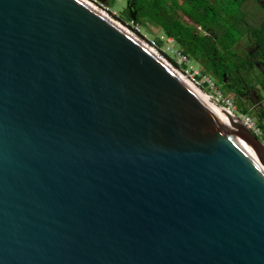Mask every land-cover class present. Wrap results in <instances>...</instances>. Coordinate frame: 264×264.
Returning <instances> with one entry per match:
<instances>
[{
	"label": "water",
	"instance_id": "1",
	"mask_svg": "<svg viewBox=\"0 0 264 264\" xmlns=\"http://www.w3.org/2000/svg\"><path fill=\"white\" fill-rule=\"evenodd\" d=\"M227 113L82 0H0V264H264Z\"/></svg>",
	"mask_w": 264,
	"mask_h": 264
},
{
	"label": "trees",
	"instance_id": "2",
	"mask_svg": "<svg viewBox=\"0 0 264 264\" xmlns=\"http://www.w3.org/2000/svg\"><path fill=\"white\" fill-rule=\"evenodd\" d=\"M232 1L235 5L234 11L239 12L244 0ZM232 12L233 10H229V12L223 10L222 12L215 7L214 2L202 0L201 3L192 4L191 9L187 6L183 9L182 13L197 23V26L191 27L182 24L180 18L175 17L169 9L159 6V0H135L134 3L128 0L120 20L124 23L132 21L135 24H143L144 21H149L156 24L165 37L177 43L184 56L188 58L192 56L196 62L202 63L205 74H208L211 79L217 80V84L225 93L236 94L235 96L240 100L245 91L236 89V82L239 83L241 79L236 74L238 68L231 58H235L234 47L241 40V36L238 28L229 24L233 17ZM220 21H223L221 26ZM227 21L229 22L227 23ZM247 30L250 31V37L255 39L256 55L262 58L264 56V26ZM158 45L160 46V43ZM172 62L176 65L174 61ZM243 64L246 69L249 67V70L253 67V61L249 57H246ZM200 75L203 76L202 73ZM262 88L264 89V86ZM257 97L260 101L264 98L260 94ZM238 109L240 113L246 115L252 112L246 104L241 105ZM252 116L264 134V100L255 112H252Z\"/></svg>",
	"mask_w": 264,
	"mask_h": 264
},
{
	"label": "rangeland",
	"instance_id": "3",
	"mask_svg": "<svg viewBox=\"0 0 264 264\" xmlns=\"http://www.w3.org/2000/svg\"><path fill=\"white\" fill-rule=\"evenodd\" d=\"M248 1L249 3L246 1L244 2L247 4V6L242 4L240 7V9L244 11L245 14L234 11L235 5H233L232 0H219L217 2L218 9L222 12L223 10H226L228 12L229 10H233V17L231 19V22H229V20L227 21V23L229 22V24L235 25L238 28V32L241 36V40L234 47L235 58H231V60L236 63L235 66L238 68L236 74L237 76L239 75V78L241 79L240 82L242 83L240 85V82H236L235 79L234 83L236 82V89L245 91L243 97H241L240 100L237 96H235L236 94L228 92L225 93L222 88H220V85L217 84V80L211 79L208 74L204 73V67L202 63L196 62L195 58H193L192 56H189V58L186 56V59L189 60L188 64H182L183 62H179V57H173L172 54H175L176 51H180V48L175 41L165 37L156 24H153L149 21H144L143 24L133 23L132 25L126 22H122L120 18L122 16V11L124 10V7L126 5V0H103V4L106 7H109L108 15L113 22L122 26L133 36L138 37L140 40L142 39L143 42L155 44V50L158 52L157 54L175 71L180 72L181 75L190 80L200 90L207 94L210 97L209 100L211 102H215L213 101V98L216 97V93L219 92L228 99L229 103H232L233 110L240 113V110L238 108H240L241 105L246 104L250 107V110L252 112H255L257 107H259L261 105V102L264 100L263 98V100L260 101L257 97L258 94L264 96V89L262 88V86H264V56L260 58V56L256 55V45L254 43L255 39L254 37L250 38V31H247V26H249L250 29H257L264 26V10H262V8L260 7V4H264V0ZM96 10L99 11L98 9ZM243 18H245V21H241ZM219 23L220 26L223 25V21H220ZM184 24L186 26H190L187 22ZM158 43H160V46L158 45ZM246 57L251 58L253 61V67L250 68V70L249 67L248 69H246L243 64ZM172 61H174L176 65L173 64ZM191 70H194L199 74L202 73L203 77L209 79L214 86H211L209 84L207 85L200 80H196V82L193 81L189 73L191 72ZM220 103H218L219 106L224 107V105ZM252 112L248 114V116L255 122L254 117L252 116Z\"/></svg>",
	"mask_w": 264,
	"mask_h": 264
},
{
	"label": "built area",
	"instance_id": "4",
	"mask_svg": "<svg viewBox=\"0 0 264 264\" xmlns=\"http://www.w3.org/2000/svg\"><path fill=\"white\" fill-rule=\"evenodd\" d=\"M85 1L88 2L94 9L95 8L98 9L102 14H104L105 16H107L110 19L109 15H108L109 7H106L104 4H102L101 2H99L97 0H85ZM126 23H129L131 25L133 24L132 21H129V22H126ZM140 41L142 43H144L147 47H149L150 49H152L156 53H158L155 50L156 49V45L155 44L145 43V42L142 41V39ZM171 53H173V52H171ZM172 55L175 58L179 57L180 58L179 62H183L182 64H188L189 63V60L186 59V56H184L180 51H176L175 54L173 53ZM189 73H190L191 79L193 81L196 82V80H200L201 82H203V83H205L207 85L209 84L211 86H214L210 82L209 79L204 78L198 72H196L194 70H191V72H189ZM213 101H215L214 104H216V105L221 102L224 105V107L219 106V105L218 106L222 107L223 109H225L231 115L238 117L240 119V121L242 122V124L245 127H247V129H249L251 131V133L254 136H256L264 145V135H263L261 129L255 124V122L248 115L242 114V113H238L237 111H234L232 103H229L228 99L226 97H224V95L220 94L219 92L216 93V97L213 98Z\"/></svg>",
	"mask_w": 264,
	"mask_h": 264
},
{
	"label": "flooded vegetation",
	"instance_id": "5",
	"mask_svg": "<svg viewBox=\"0 0 264 264\" xmlns=\"http://www.w3.org/2000/svg\"><path fill=\"white\" fill-rule=\"evenodd\" d=\"M126 0V5H127ZM204 1H210V3L214 2L215 7L218 8L217 2L219 0H204ZM132 3L135 2V0H131ZM201 3L202 0H159V6H163V8L169 9V11L177 18H180L182 24L188 23L190 26H197V23L193 21L191 17L186 15L183 12V9L187 6L189 9H191L192 4ZM125 5V7H126ZM124 7V8H125ZM185 25V24H184Z\"/></svg>",
	"mask_w": 264,
	"mask_h": 264
},
{
	"label": "bare ground",
	"instance_id": "6",
	"mask_svg": "<svg viewBox=\"0 0 264 264\" xmlns=\"http://www.w3.org/2000/svg\"><path fill=\"white\" fill-rule=\"evenodd\" d=\"M83 2H85L86 4H88L89 6H91L88 2H86L85 0H82ZM92 7V6H91ZM119 25V24H118ZM180 77L181 79H183L191 88H193L200 96H202L206 102V104L216 113V115L221 118L223 121L229 123V117H228V113L225 109H223L222 107H219L218 105L214 104L213 102H211L209 99L210 97L205 94L202 90H200L194 83H192L190 80L186 79L183 75H181L180 72L175 71ZM238 133V132H237ZM239 139L243 142V144L249 148L245 138L243 137V135H240L239 133L237 134ZM250 152L252 153V155L257 159V161L261 164V166L264 169V164L261 162V160L257 157V155L255 153H253V151L250 150Z\"/></svg>",
	"mask_w": 264,
	"mask_h": 264
},
{
	"label": "crops",
	"instance_id": "7",
	"mask_svg": "<svg viewBox=\"0 0 264 264\" xmlns=\"http://www.w3.org/2000/svg\"><path fill=\"white\" fill-rule=\"evenodd\" d=\"M245 1L249 3L248 0H244V1L242 2V4L245 5V6H247V4L244 3ZM251 1H253V0H251ZM259 1H260V0H259ZM99 2H101V3L103 4V1H99ZM242 4H241V5H242ZM252 4H253V3H252ZM248 6H249V5H248ZM260 7L262 8V10H264V4H260ZM239 12L245 14L244 11H242L241 9H240ZM241 21H245V18H243ZM247 29H250L249 26H247ZM247 31H248V30H247ZM247 33H248V32H247ZM249 37H250V34H249ZM250 38H251V37H250ZM253 42H254V41H253Z\"/></svg>",
	"mask_w": 264,
	"mask_h": 264
}]
</instances>
